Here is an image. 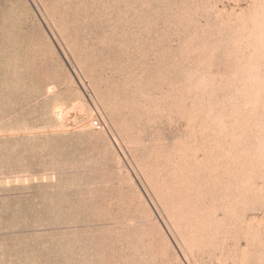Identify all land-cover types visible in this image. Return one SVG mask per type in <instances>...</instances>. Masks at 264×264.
<instances>
[{"label":"rangeland","instance_id":"374dc122","mask_svg":"<svg viewBox=\"0 0 264 264\" xmlns=\"http://www.w3.org/2000/svg\"><path fill=\"white\" fill-rule=\"evenodd\" d=\"M0 264H264V0H0Z\"/></svg>","mask_w":264,"mask_h":264},{"label":"built area","instance_id":"2783aa9c","mask_svg":"<svg viewBox=\"0 0 264 264\" xmlns=\"http://www.w3.org/2000/svg\"><path fill=\"white\" fill-rule=\"evenodd\" d=\"M93 125H94L95 127L99 128V127L101 126V122H100V120L95 119V120L93 121Z\"/></svg>","mask_w":264,"mask_h":264},{"label":"bare ground","instance_id":"6f19581e","mask_svg":"<svg viewBox=\"0 0 264 264\" xmlns=\"http://www.w3.org/2000/svg\"><path fill=\"white\" fill-rule=\"evenodd\" d=\"M94 121V120H93ZM93 121H92V125H93ZM94 126V125H93Z\"/></svg>","mask_w":264,"mask_h":264}]
</instances>
